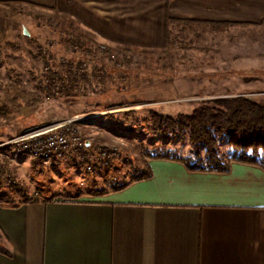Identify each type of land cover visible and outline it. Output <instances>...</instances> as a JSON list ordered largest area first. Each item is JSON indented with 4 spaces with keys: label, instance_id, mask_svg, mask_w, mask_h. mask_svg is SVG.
Returning a JSON list of instances; mask_svg holds the SVG:
<instances>
[{
    "label": "rangeland",
    "instance_id": "rangeland-1",
    "mask_svg": "<svg viewBox=\"0 0 264 264\" xmlns=\"http://www.w3.org/2000/svg\"><path fill=\"white\" fill-rule=\"evenodd\" d=\"M188 7L182 16L177 11L172 16L169 0L160 5L131 0L120 10L132 20L128 30L105 32L87 28L95 22H76L56 6L0 2V105L9 111L0 119V195L15 201L25 193L33 199L101 193L130 179L163 139L143 124L131 126L128 134L111 115L133 110L141 120L152 107L175 115L191 112L199 101L240 95L264 101V0H203ZM194 21L234 24L215 30ZM70 60H82L80 71L89 79L68 95L58 90L57 80L49 86L44 73L46 61L57 69ZM88 115L95 117L81 128L91 140L83 153H93L97 144L114 147L110 166L89 171L75 165L77 153L46 166L15 144L5 145L34 125ZM166 142L169 150L192 154L187 137Z\"/></svg>",
    "mask_w": 264,
    "mask_h": 264
},
{
    "label": "crops",
    "instance_id": "crops-1",
    "mask_svg": "<svg viewBox=\"0 0 264 264\" xmlns=\"http://www.w3.org/2000/svg\"><path fill=\"white\" fill-rule=\"evenodd\" d=\"M128 1L0 0L56 6L105 32L128 30L132 20L120 11ZM169 1L175 16L203 0ZM147 164L152 175L121 190L0 204V264H264L263 167L233 162L227 172L202 171L167 158Z\"/></svg>",
    "mask_w": 264,
    "mask_h": 264
},
{
    "label": "trees",
    "instance_id": "trees-1",
    "mask_svg": "<svg viewBox=\"0 0 264 264\" xmlns=\"http://www.w3.org/2000/svg\"><path fill=\"white\" fill-rule=\"evenodd\" d=\"M196 23L209 25L215 30H226L234 24L229 21H199ZM74 42L77 43L78 41L74 40ZM83 65L82 60L78 62L70 60L61 62L60 66L54 69L46 61L45 80H48V85L51 84L53 87H55L54 81L57 80L60 88L58 90H63L64 93L69 95L79 86L82 79H89L85 71H82V73L80 71L81 68L84 70ZM94 74L96 75V72ZM45 89H49V87ZM8 112V107L1 104L0 119ZM135 114L138 113L130 110L121 115H111L108 118L118 124L121 130L127 131L128 134L132 132L131 126L143 124L150 130L148 133L154 135V138L160 136V139H163L160 147L145 154L148 159H175L182 161L192 170L214 172L229 171L233 162L255 164L264 168V101L240 95L221 97L212 101H199L191 112H180L175 115L162 113L153 107L148 116L141 120L134 117ZM133 117L136 121H133ZM130 119H132L131 125L127 123ZM105 127H107V124ZM107 128L110 129L111 126L108 125ZM178 137L188 138L192 154L184 156L166 148V141ZM19 152L21 153V151ZM22 153L26 154L25 152ZM34 162L37 163L36 160ZM151 175L152 172L146 164L138 168L127 181L112 183L110 189H124L131 182L148 178ZM26 190L23 188L17 189L18 192L23 193ZM102 190L101 193L106 192V190ZM86 194L88 192L78 191L72 194L64 192L51 197L40 196L33 199L25 193L23 199L15 200V198V201H11L10 197L8 198L6 193H3L0 195V204L20 205L56 198L64 200L79 199L87 196Z\"/></svg>",
    "mask_w": 264,
    "mask_h": 264
},
{
    "label": "built area",
    "instance_id": "built-area-1",
    "mask_svg": "<svg viewBox=\"0 0 264 264\" xmlns=\"http://www.w3.org/2000/svg\"><path fill=\"white\" fill-rule=\"evenodd\" d=\"M82 126V116L55 119L34 125L33 132H25L24 130L7 141L5 145H20V150L29 151L34 160L46 166L53 159L64 160L71 158L74 153H77L79 158L75 165H84L89 171H95L101 165L110 166L112 164L111 156L117 154V151L109 145L97 144L93 153H83L88 151L91 140L84 136Z\"/></svg>",
    "mask_w": 264,
    "mask_h": 264
},
{
    "label": "bare ground",
    "instance_id": "bare-ground-1",
    "mask_svg": "<svg viewBox=\"0 0 264 264\" xmlns=\"http://www.w3.org/2000/svg\"><path fill=\"white\" fill-rule=\"evenodd\" d=\"M106 113L105 112H101V113H99V114H94V115H99V117L100 116H102V115H105ZM94 115H88V116H82V125H84V124H89L88 123V119L89 118H91L92 116H94ZM95 117V116H94ZM31 132H33V131H31ZM11 145V144H10ZM14 145V144H13ZM17 147H18V149L20 150V145H17V144H15ZM112 149H115L116 151H117V149L116 148H114V147H112ZM20 151H22V150H20ZM22 152H25V153H28L29 155H31V153L29 152V151H22ZM101 166H107V165H101Z\"/></svg>",
    "mask_w": 264,
    "mask_h": 264
},
{
    "label": "water",
    "instance_id": "water-1",
    "mask_svg": "<svg viewBox=\"0 0 264 264\" xmlns=\"http://www.w3.org/2000/svg\"><path fill=\"white\" fill-rule=\"evenodd\" d=\"M24 33H25V34H28V31L25 29V30H24Z\"/></svg>",
    "mask_w": 264,
    "mask_h": 264
}]
</instances>
